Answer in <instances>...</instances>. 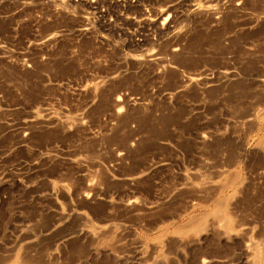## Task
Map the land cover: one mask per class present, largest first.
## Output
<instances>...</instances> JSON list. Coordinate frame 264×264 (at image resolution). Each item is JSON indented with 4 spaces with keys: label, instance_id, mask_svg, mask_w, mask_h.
<instances>
[{
    "label": "rangeland",
    "instance_id": "374dc122",
    "mask_svg": "<svg viewBox=\"0 0 264 264\" xmlns=\"http://www.w3.org/2000/svg\"><path fill=\"white\" fill-rule=\"evenodd\" d=\"M0 264H264V0H0Z\"/></svg>",
    "mask_w": 264,
    "mask_h": 264
},
{
    "label": "bare ground",
    "instance_id": "6f19581e",
    "mask_svg": "<svg viewBox=\"0 0 264 264\" xmlns=\"http://www.w3.org/2000/svg\"><path fill=\"white\" fill-rule=\"evenodd\" d=\"M233 4V3H232ZM231 6V5H230ZM233 6H235L234 4H233ZM237 7V6H236ZM235 8V7H234ZM237 9V8H236ZM218 13V12H217ZM219 14V13H218ZM179 52V51H178ZM179 54V53H178ZM164 58V57H163ZM157 60V59H156ZM164 63V60L163 59H161L160 58V60H158V64H163ZM164 68H167L168 69V67H166V64L163 66V68L162 69H164ZM163 72V71H162ZM230 74V73H229ZM194 86V85H193ZM124 100H117L116 102V104L117 105H119L121 102H123ZM124 103V102H123ZM119 114V113H118ZM115 115V114H114ZM116 116V115H115ZM122 116V115H121ZM121 118V117H120ZM115 119V118H114ZM118 119H119V116H118ZM120 120V119H119ZM114 121V120H113ZM116 122H117V120H115ZM29 128V127H28ZM67 128V127H66ZM69 128V127H68ZM71 130V129H70ZM136 147V146H135ZM133 148V147H132ZM129 149H130V147H129ZM134 149V148H133ZM121 157V156H120ZM123 157V156H122ZM124 159V158H123ZM120 161H122V160H120ZM95 186V185H94ZM89 188V187H88ZM94 188V187H93ZM92 188V189H93ZM91 189V188H90ZM212 189V188H211ZM197 193V192H196ZM199 193V192H198ZM87 194V193H86ZM89 196H90V194L89 195H85V199H89ZM91 198V197H90ZM128 206L131 208V206H133V205H131V204H128ZM135 206V205H134ZM133 206V207H134ZM135 209H137V208H135ZM142 210V209H141Z\"/></svg>",
    "mask_w": 264,
    "mask_h": 264
}]
</instances>
